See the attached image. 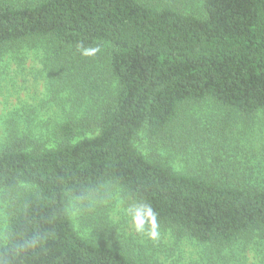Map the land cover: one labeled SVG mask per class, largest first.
<instances>
[{"label": "trees", "instance_id": "trees-1", "mask_svg": "<svg viewBox=\"0 0 264 264\" xmlns=\"http://www.w3.org/2000/svg\"><path fill=\"white\" fill-rule=\"evenodd\" d=\"M25 48L75 72L98 49L114 83L89 136L70 119L52 149L34 148L22 129L0 136V264H151L74 229L69 201L108 188L143 223L201 248L169 264H242L249 251L264 264V182L177 173L134 146L191 104L264 112V0H0V61Z\"/></svg>", "mask_w": 264, "mask_h": 264}, {"label": "rangeland", "instance_id": "rangeland-1", "mask_svg": "<svg viewBox=\"0 0 264 264\" xmlns=\"http://www.w3.org/2000/svg\"><path fill=\"white\" fill-rule=\"evenodd\" d=\"M197 7L190 3V9ZM97 52L102 54L98 49L87 54L80 72L71 64L56 68L53 59H43L42 50L25 48L16 58L12 53L4 55L0 61V136L22 129L34 148L52 149L61 142L57 127L66 119L80 127L81 133L91 135L99 104L108 98L114 83ZM134 146L145 158L177 173L246 178L248 187L264 182V112L245 119L210 101L191 104L181 109L165 133L151 137L143 130ZM5 205V196L0 194V238ZM67 211L81 236L122 252H141L151 264L157 259L169 264L179 254L188 261L201 250L191 241L143 223L117 188L73 198ZM238 256L242 264H257L252 251Z\"/></svg>", "mask_w": 264, "mask_h": 264}]
</instances>
